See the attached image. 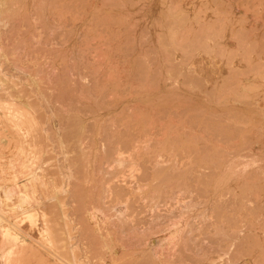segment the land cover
Instances as JSON below:
<instances>
[{
    "label": "rangeland",
    "instance_id": "rangeland-1",
    "mask_svg": "<svg viewBox=\"0 0 264 264\" xmlns=\"http://www.w3.org/2000/svg\"><path fill=\"white\" fill-rule=\"evenodd\" d=\"M18 1L24 0L4 6L16 12L0 33L11 34L14 43L34 33V42L28 43L31 52L19 49L7 60L18 67L29 65L27 71L9 64L7 70L16 81L35 82L32 89L24 86L31 89L30 100L40 102L43 129L52 134V121L63 123L59 136L67 149L56 151L59 164L72 158L75 166L71 181L76 182L77 211L72 217L82 260L106 264L113 241L123 246L121 253L131 255L144 246H130L128 237L149 225L133 226L132 217L119 212L126 204L106 198L117 184L116 189L153 198L155 209L150 211L145 199L137 204L138 210L145 206L137 217L148 223L156 218L162 228L181 212L192 215L188 206H202L190 218L191 231L156 247V264H264V0H38L32 13ZM57 73L60 82L54 87ZM69 78L78 90L73 103L67 101ZM103 109L112 112L95 121V112ZM69 115L76 117L67 123ZM97 129L103 134L99 151L113 153L112 160L136 162L139 172L129 166L125 182L102 181L101 202L90 206L91 189L84 187H91V180L81 186L77 179L86 176ZM112 139L127 144L122 156L109 145ZM8 151L0 145V157ZM103 165L100 174L109 177L116 162ZM143 172L147 180L131 177ZM92 211L108 222L123 219L132 226L107 237L110 231H91L98 222L87 220ZM93 234L97 242L91 246ZM18 247L10 259L26 264L28 252ZM91 253L102 257L91 262ZM115 258L114 264L129 259Z\"/></svg>",
    "mask_w": 264,
    "mask_h": 264
},
{
    "label": "bare ground",
    "instance_id": "bare-ground-1",
    "mask_svg": "<svg viewBox=\"0 0 264 264\" xmlns=\"http://www.w3.org/2000/svg\"><path fill=\"white\" fill-rule=\"evenodd\" d=\"M12 1L16 2V0H0V16L5 15L3 18H0V26L2 27L11 23V19L13 18V15H15L16 10H11L9 8L10 6L8 8L4 7L5 5H11ZM37 1L38 0H24L18 2L22 5L20 7H27V10L32 13L30 8L32 4ZM13 27L14 26H12V28ZM34 35L35 34L33 33L31 38L25 37V39H19L18 42L14 43V41L11 42V34L0 33V145L9 150L7 155L0 157V264H11L12 257L10 259V256L11 254H14L15 249L20 244L24 245V247L21 246L22 248H18L24 250L26 253L28 252L26 257H23L26 264H90V261H88L87 258L83 260L81 258V251L84 250L77 244L78 239H76V237L78 231L75 225V220L72 217V215L75 214V211H77V206L73 205L77 199V195L74 193L73 189L76 182L71 181L72 174L75 172V166L72 158H68L65 163L59 164V155L56 151V147L63 150L67 149L62 146L64 140L59 136V130L63 123L57 120L52 121L56 125V130H54V133L52 134L43 129L41 121L38 120V108L40 107V102L30 100L32 97L30 94V90L32 89L31 86L35 84V82L31 83L30 80H22L19 77H16V79H18V81H16L14 79L15 75L11 74L10 70H7L9 67L11 69L18 67V64L15 65L7 62L10 54H16L19 49L26 54L31 52V47L28 43L33 44L34 39H32V37ZM19 36L22 35L19 34ZM5 40H7V42H5ZM37 59L38 58H36V60ZM8 64L9 67H7ZM28 67L29 65L24 66V64L21 63V65L19 64L18 69L26 72ZM59 82L60 76L59 73H57L52 79L54 87L58 86ZM25 84L31 89H27L24 86ZM68 84L70 88H67L66 91L69 93V98L67 97L68 99H66L69 103H73L76 98L75 93L78 90L73 86L71 78H69ZM38 94L39 93H37L36 96ZM113 109L115 108L113 107ZM110 112H112L110 109H103L101 113L95 112V121L104 119L110 114ZM74 117L76 116L69 115L67 123ZM47 120L49 121L51 118L47 117L46 121ZM99 137L102 138L103 134L97 129L91 145V149L93 150L90 151L89 156L87 157L88 165L86 167V176L83 179H77L79 180L77 185L81 186L85 182V179L86 182L91 180V187H84V190L88 192L91 189V197H89L91 201L90 206L96 205L97 202H101L102 197L99 193L100 187L98 184L102 183V181L103 185L107 183L110 184L111 182L113 183L117 179H122L123 182H125L127 177L125 172L126 168L129 166L130 171L139 172L138 164H136V162H129L126 157L115 158V160H112L114 156L113 153L111 155L107 149L99 151L97 147V141L100 139ZM109 145L115 148L118 156H122L128 149L127 144L123 143V141H114V139L109 142ZM233 154L234 152H232V155ZM130 159L133 160V156L130 157ZM112 161L116 162L114 170L108 172L110 175L109 177L102 176L103 174H100L103 172L101 169L102 165L104 163H111ZM127 162L129 164L125 165ZM46 164L48 165L47 168L44 167ZM51 166H56V168L52 170L49 168ZM147 174H144L143 172L141 175L135 177L132 173L131 177L139 182L141 180H147ZM68 179H70V181L67 184ZM67 186H70L71 188L69 189ZM116 186L117 184L115 186H110V189H108L109 194L106 198L111 196V202H117L118 204L124 202V205L126 204L124 209L119 210V212L121 214L128 213L132 217L130 223L134 224L133 226H144L146 224L149 226L145 231L140 233H137V231L133 229V235L130 234L128 237V243L130 246L137 243L144 244L140 251H135L132 255L129 253H121L119 250L123 246L113 241V255L106 260L104 258L106 264L116 263L118 259H116L115 256H119L120 260H122L123 257H129L128 260L124 261V263L127 264H138L139 261H142L143 264H156L155 257L158 255V251H155V249H157L156 247L159 245L163 246V241H171L176 237H182L187 229L191 231L193 227L190 218L192 216H197L198 211L202 210V206H188L187 209L193 212L192 215H186L185 212L187 211L181 212L182 214L178 219L173 220L168 227L166 226V228H162L158 226L161 222L155 217L151 223H148V220L142 217H137V215H141L145 207L143 205V207L141 206L140 210H138L139 207H137V204L141 203L142 205L145 199H148V203H150V205H148L150 211L155 209L156 201L153 198H150L149 196H136L133 189H116ZM84 194L87 195V193ZM96 196L98 197L96 198ZM139 200H142V202H139ZM100 205H103V202ZM86 209L87 207L85 206V212ZM135 212L137 213L136 215ZM88 216V221H92L93 219L98 221L96 222V228L90 226L91 231L96 230L98 233L99 231H110L109 234L107 233L108 235L106 234L107 237H112V235L115 237L118 232H122L127 229L128 226H132L127 224V220L125 221L123 219L116 222H108L107 219L96 215L93 211ZM83 222L85 221L83 220ZM103 224L105 225L103 226ZM83 228H81V230H83ZM160 233H165V235L160 236ZM96 236L95 234L91 235V240H89L91 241V246H93L92 244H96L94 243V240L97 242ZM157 237L160 240L158 239L157 241ZM98 249H100V247H98ZM29 250H31V252ZM91 254L93 255L91 256V262L92 259L99 256V254ZM159 255L163 256V254ZM100 256L102 257L101 254Z\"/></svg>",
    "mask_w": 264,
    "mask_h": 264
}]
</instances>
